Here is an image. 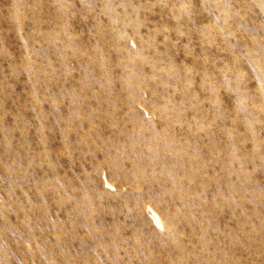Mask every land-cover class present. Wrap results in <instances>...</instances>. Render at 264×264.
Instances as JSON below:
<instances>
[{
	"label": "rangeland",
	"instance_id": "374dc122",
	"mask_svg": "<svg viewBox=\"0 0 264 264\" xmlns=\"http://www.w3.org/2000/svg\"><path fill=\"white\" fill-rule=\"evenodd\" d=\"M0 264H264V0H0Z\"/></svg>",
	"mask_w": 264,
	"mask_h": 264
}]
</instances>
